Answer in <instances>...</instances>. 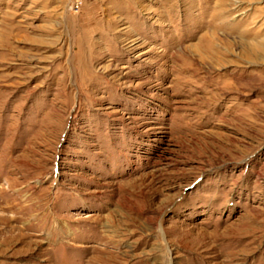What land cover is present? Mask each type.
Returning a JSON list of instances; mask_svg holds the SVG:
<instances>
[{"label": "rangeland", "instance_id": "rangeland-1", "mask_svg": "<svg viewBox=\"0 0 264 264\" xmlns=\"http://www.w3.org/2000/svg\"><path fill=\"white\" fill-rule=\"evenodd\" d=\"M0 264H264V0H0Z\"/></svg>", "mask_w": 264, "mask_h": 264}]
</instances>
